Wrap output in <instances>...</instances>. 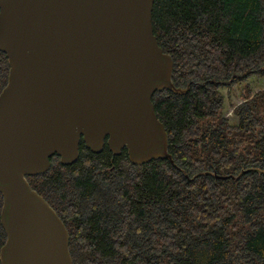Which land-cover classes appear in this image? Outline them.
<instances>
[{
	"label": "trees",
	"instance_id": "16d2710c",
	"mask_svg": "<svg viewBox=\"0 0 264 264\" xmlns=\"http://www.w3.org/2000/svg\"><path fill=\"white\" fill-rule=\"evenodd\" d=\"M151 21L173 61L172 88L152 96L170 159L133 165L81 141L75 162L53 156L27 182L73 264H264V89L246 84L264 77V0H154ZM8 74L0 52V93ZM240 85L230 125L220 89Z\"/></svg>",
	"mask_w": 264,
	"mask_h": 264
},
{
	"label": "water",
	"instance_id": "95a60500",
	"mask_svg": "<svg viewBox=\"0 0 264 264\" xmlns=\"http://www.w3.org/2000/svg\"><path fill=\"white\" fill-rule=\"evenodd\" d=\"M154 0H0L1 264H73L68 231L26 177L57 156L126 150L133 165L170 159L152 96L172 88L153 33Z\"/></svg>",
	"mask_w": 264,
	"mask_h": 264
},
{
	"label": "rangeland",
	"instance_id": "374dc122",
	"mask_svg": "<svg viewBox=\"0 0 264 264\" xmlns=\"http://www.w3.org/2000/svg\"><path fill=\"white\" fill-rule=\"evenodd\" d=\"M246 84L252 94L264 89V77L254 76L246 81ZM220 93L223 95V117L230 125L238 123L237 118L232 114L235 106L242 103L241 93H243V85L231 88H221Z\"/></svg>",
	"mask_w": 264,
	"mask_h": 264
},
{
	"label": "flooded vegetation",
	"instance_id": "af4514ba",
	"mask_svg": "<svg viewBox=\"0 0 264 264\" xmlns=\"http://www.w3.org/2000/svg\"><path fill=\"white\" fill-rule=\"evenodd\" d=\"M104 146H106V145H103L102 149L104 148ZM79 147H80V143H79ZM79 147H78V149H79Z\"/></svg>",
	"mask_w": 264,
	"mask_h": 264
}]
</instances>
